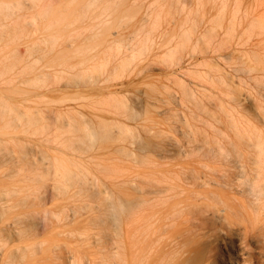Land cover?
<instances>
[{
    "label": "rangeland",
    "instance_id": "374dc122",
    "mask_svg": "<svg viewBox=\"0 0 264 264\" xmlns=\"http://www.w3.org/2000/svg\"><path fill=\"white\" fill-rule=\"evenodd\" d=\"M204 1L209 3L205 17L209 21L218 15L224 0ZM226 1L225 20L216 31V34L221 33L214 37L217 39L212 40L208 51L201 50L203 43L196 47L200 32L197 27L196 34L182 49L184 51L178 53L182 60L176 65L165 55L181 41L180 24L184 12L190 7L193 9L197 0H137L135 9L124 11L135 13L136 19L119 31L112 30L117 32L114 37L121 41L122 47L118 58H112L107 65L105 76L113 74L120 60L138 43L139 28V31H153L154 44L143 56L145 58L129 64L131 66L125 68L124 74L120 71L114 80H102L100 89L85 88L80 81L76 86L74 83L77 82L72 79L77 74L76 69L64 73L63 81L52 79L45 87L24 83L29 79L32 81L40 69L51 70L45 68L46 60L39 62L33 72L28 70L21 75L17 68L2 76L0 96H9L10 101L21 109L38 111L36 113L43 119L36 124L21 122L16 125L9 124L8 118L0 120V132L6 133L4 137L0 135L3 144L0 145V264H264V207L256 215L251 206L253 196L250 191L255 176L252 169L255 152L250 139L256 140V136L249 133L259 130L260 138L264 139V80L261 81L264 79V32L258 35L259 31H256L252 36L247 29L250 19L264 15V0L260 2L263 7L255 0H251V4L250 0ZM236 3H242L243 6L239 5L242 10L247 7L246 11H239V18L244 11L248 12L242 15L239 20L242 23L237 24L238 29L231 37L226 31ZM253 4L262 10L253 8ZM158 6L160 10L164 7L161 24L151 30V21L145 23V27L143 20H152ZM231 7L235 9L231 10ZM251 10L258 12L253 14ZM224 33L225 39L222 38ZM33 39L24 38L11 48H17L25 56L26 42L31 43ZM131 41L132 45L129 44ZM220 42L225 43L221 46ZM106 47L104 45L102 50ZM79 59L72 55L67 57L70 64L78 63ZM27 61L23 66L32 64L34 59ZM7 62L0 56V67ZM221 78L225 81H219ZM13 89L24 92L16 93ZM186 89L195 95L190 98ZM81 94L94 99L105 98L106 102L108 97L110 100L108 95L117 96L124 100L128 112L138 111L136 120L126 119L123 109L119 114L104 115L109 123L117 120L129 125L133 137L124 142H97L92 149L85 145L88 142H78L67 132L68 121L74 118L80 126L89 119L94 126L99 121L91 114V100H72ZM79 113L86 118L80 117ZM231 119L235 120L240 132L235 130ZM38 127L39 131L33 133ZM144 127L153 128V131L146 133ZM115 128H112L113 133L117 132ZM154 130L160 134L153 135ZM121 144L133 154L116 150ZM220 145L226 149L227 158L211 159ZM209 147L212 149L207 152L210 157L202 160L208 167L196 163V169H191L184 165L187 159L180 158L185 149L196 148L198 154H204ZM178 150L182 151L179 153ZM56 158L69 166L76 163L82 171H77L74 165L73 169L86 183L73 182L72 185L69 183L68 189H57L60 179L46 175V168ZM150 178L162 180V183L150 182ZM258 182L264 185V173ZM137 184L146 191L136 192ZM6 191L11 193L7 195ZM141 195L150 202L145 204L146 207L142 205L139 210L135 209L139 215L136 217L132 202ZM120 201H128L126 205L131 207L126 206L124 212L113 215L111 203L117 205L122 203Z\"/></svg>",
    "mask_w": 264,
    "mask_h": 264
},
{
    "label": "bare ground",
    "instance_id": "6f19581e",
    "mask_svg": "<svg viewBox=\"0 0 264 264\" xmlns=\"http://www.w3.org/2000/svg\"><path fill=\"white\" fill-rule=\"evenodd\" d=\"M190 1H193V0H190ZM210 1H212V0H210ZM219 1H221V0H219ZM225 1L226 0L222 1V3H221L222 6L219 10V13L216 12L218 15L213 17L212 19L210 18L209 21H208V19L206 21V18H205L207 13H208L206 10V7L209 5V3L207 4L208 1L197 0L196 6L194 5L195 7H193V9H192V7H190V10L187 9L188 11L182 10V11H185L184 12L185 15L183 16L182 22L180 24V27L182 29L181 41L178 44H176L175 47H173L172 49L169 48L170 50L168 49V52H166V55H165L166 59H168L171 62V64L175 63V65H176L177 62L181 63L180 60H182V57L178 53L180 52V50L184 51L182 49L185 48L189 44V42L191 40V36L194 33L196 34L197 27L200 28V32L198 31L197 42L195 41L197 43L196 47H197V45L201 46V43H203L202 49L199 48V50L200 49L201 50H204V49L207 50V48H210V45H212V43H211L212 40L215 39L214 37H218L217 34L219 32H217V34H216V31H218V27H220V29H221V26L223 25V22H224L223 20H225V14H226L225 13V6H226V2H227V1L226 2ZM230 1H231V3H234L232 0H230ZM255 1L259 4L261 2V0L260 1L255 0ZM130 2H132V4ZM154 2H155V0H154ZM228 2H229V0H228ZM235 2H236V0H235ZM249 2L248 3L251 4L252 1L250 0ZM135 3H137V0H0V45H1L0 46V56L3 60H8L6 65L0 67V81L2 80V76L5 73L14 71L17 68L20 69L21 75L25 74L28 70L35 71L37 69L36 68L37 64L39 62H41L42 60H46L45 68H50L51 70L46 71L44 69H40L39 72L36 73V75L34 76L32 81H30V79H29L28 81H24V83H30L33 85H38L40 87H42V86L45 87V86H48L49 84L52 83V81H51L52 79H53V81L57 80V79H61L64 73H67V71L73 72V70L76 69V70H78L77 74L75 76L74 75L72 76L73 77L72 79H74V82H77V83H74V84H76V86H78V83L80 81L81 84L83 85V87H85V88H88V89L99 88L100 89L102 80H104L105 82L110 81L113 78H116L117 73L120 74V71L121 72L123 71L122 74H124L125 68L127 70V68L131 66L129 64H131L136 59L138 60V58L146 56L150 52L151 48L153 47L152 46L154 44V39L152 38V32L153 31L152 32L151 31H143V30L139 31V29H140L139 28L138 32H140V35L138 36L139 39L137 38L138 43H136L133 46V48L130 49V53L128 54V56H126L125 58L120 60L121 61L120 64L115 69L113 68L114 69L113 74L110 73V75L105 76V70H106L107 65L109 64V62L112 61V58L115 59L116 56L118 58V55L120 54L121 47H122L121 41H119L117 37H114L115 35H118L117 32H113L112 30L118 29V31H119L123 27H125V26L127 27V24L129 22L134 21L133 19H136L134 17L135 13H132V12L131 13H125L128 9L130 10L131 8H134L133 6L135 5ZM238 3H236L237 5H235V4L233 5L234 7L236 6L237 8L235 11L232 12V15L230 16V19H229V25H227L228 26L227 31L225 30L226 34L229 36L233 32H236L235 30L238 29L237 24L239 22L242 23V21H239V20H241V18H243V16L246 15V13L248 12V11L245 12L247 7L244 6L243 10L245 9V11H244L245 14L244 13L241 14V18H239L238 15H240V14H238V13H239V11L243 12V10L239 8V5H241L242 3H240V4H238ZM248 3H247V5H249ZM160 4H162V1L160 2ZM165 4H167V3H165ZM177 4H179V3H177ZM206 4H207V6H206ZM213 5H215V3ZM220 5H218V6H220ZM260 5H261V7H263L262 6L263 4H260ZM241 6H243V5H241ZM214 7L216 8V6H214ZM255 7L253 4V8H255V9L259 8L260 6L256 5ZM148 8L149 7H147V9ZM159 8H160V6H158L156 8L157 9L155 12L156 14L152 20H149V19L143 20L142 19L143 23H144L143 26H145V23L149 24V22L151 21L150 27L152 25V29L151 28L150 29L156 30L158 24H161L162 13H163L164 7L162 8V10H160L161 8L160 9ZM180 8H183V7H180ZM226 8H227V6H226ZM229 8H230V6H229ZM233 8L231 7V10ZM255 9H253V10H255ZM261 10H262V8H261ZM249 11H250V9H249ZM263 11H264V9H263ZM255 12L257 13L258 11H255ZM255 12L252 11L253 14ZM253 14H252V16H253ZM164 16H166V15H164ZM257 16H255L256 18L250 19L251 21H249L250 22L249 26H248L249 28H247V29H249L248 30L249 35L253 36V32H256V31H259L258 35H260L261 33L264 32V17H263L264 15L258 16V17ZM246 19L247 18H245L244 20H246ZM246 22H247V20H246ZM207 23H210L209 24L210 26H207ZM76 24H77V26L74 27ZM247 24H248V22H247ZM159 28H161V25ZM165 32H166V30H165ZM222 35H223L222 38H224L225 33ZM233 35H234V33H233ZM166 36H167V34H166ZM262 36L264 37V34ZM32 37H34V39L31 41V43L26 42V45H25L26 51L24 54L25 56H22L18 52L17 48H15V47L11 48V45L16 43L17 41L24 40V38H32ZM159 37H160V35H159ZM172 37H175V36H172ZM231 37H234V36L231 35ZM248 37H250V36H248ZM226 38H229V37L226 36ZM128 39H129V37H128ZM131 39H132V37H131ZM170 39L173 42L172 38H170ZM173 39H175V38H173ZM227 40H230V39H227ZM124 41H126V40H124ZM124 41L122 43H124ZM132 41L134 42V40H132ZM135 41H136V39H135ZM220 41H222V40H220ZM131 42L129 44L132 45L133 42L132 43ZM167 42L169 43V41H167ZM225 42H220L219 45L222 46ZM104 45H107V47L104 50H102V47H104ZM224 46H226V45H224ZM263 46H264V44H263ZM124 51H125V49H124ZM126 52H127V50H126ZM1 53H3V54L1 55ZM180 54H182V53H180ZM70 55L80 57L79 62L74 63V64L68 63L67 57ZM165 56H164V58H165ZM29 58L34 59L32 64H29V65L27 64V65L23 66V63L25 64L26 62H28L27 60ZM143 58H145V57H143ZM154 58H158V57H154ZM96 59H98V61H94ZM158 59H160V58H158ZM141 61H143V60H141ZM164 61H166V60H164ZM207 63H209V62H207ZM204 64H206V63H204ZM148 65H150V63ZM209 67H210V65H209ZM211 67H213V66H211ZM211 70L212 69H210V71ZM114 71H115V74H114ZM189 71H190V69L188 70V72ZM262 72H264V69ZM196 74H198V72ZM207 74H206V77H207ZM112 75L114 77H112ZM203 76H204V74H203ZM196 77H198V76H196ZM257 77H261V76H257ZM176 79H178V78H176ZM202 79H203V77H202ZM263 80L264 79H262L261 81H263ZM50 81H51V83H50ZM69 81L70 80H68V82L66 81L67 84L69 83ZM179 81L182 82L181 80H179ZM219 81H225V80H222V78H221V79H219ZM9 82H11V81H8L7 83H9ZM225 83L226 82H223V84H225ZM224 87H225V85H224ZM166 89H167V87H166ZM186 90L188 91L189 89H186ZM186 90L184 91L186 97L189 95L191 98V96L195 95V94L191 93L192 92L191 90L188 91V95H187ZM22 91L23 90H21V89H19V90L13 89V92H16V93H21ZM171 94H172V92H171ZM108 96H110V100L108 99L109 98L108 97L107 102H106L105 98H102L104 100L103 101L102 99H98V98L94 99V98H92L88 95H84V94L72 97V100H75L76 102L77 101L80 102V101H84V100H91L92 105H93V106H91L93 109L91 114L93 115V117H96L99 120L97 122L98 123L97 126H94L90 119L88 122H84L83 125H81V126L78 124V122L74 118H72V120L68 121L67 124L65 123L67 125V128L69 127L67 132L72 133V136H74L75 139H77V141L80 143L85 144L86 142H88L85 145H88V147L91 149L94 148V146H96L97 142H107V141H109V142H124L127 140L128 137H133V135H134L133 129L128 127L129 125H127L124 122L117 121V120L109 123L107 121V118H104V115L109 114V113H118V112H120V109L121 110L123 109L124 116L127 117L126 119L136 120L139 116L138 111H134L132 109L134 112L133 111L128 112V109L126 108L127 105H126V107L124 105V102H123L124 100L118 98L117 96H113V95H112V97H111V95H108ZM187 98L189 99V97H187ZM80 99H82V100H80ZM60 102L63 103V100L61 99ZM84 102H87V101H84ZM222 106H221V108H222ZM77 107L81 108L82 106L77 105ZM71 108H73V107H71ZM82 109H83V107H82ZM88 110H91V109L89 108ZM125 110H126V112H125ZM36 112H38V111L30 112V111L21 109L20 106H17L16 104L12 103L10 101V97L6 96L5 94L0 96V120L8 118L9 119L8 123L13 124V125L19 124L21 122H25L26 124H28V123L29 124H36V123H39V121L41 119H43V117L39 116V114ZM76 113L78 114V111ZM79 114L81 115L80 117H82L83 114H81V113H79ZM113 115H115V114H113ZM83 116H84V118H86L85 115H83ZM118 116L119 115H117V117ZM57 117H59V115ZM77 117H79V116H77ZM230 118H232V117L230 116ZM60 120L62 121V119H60ZM231 120L233 121V123H235L234 124L235 130L237 129V131H239V126L237 125L236 122H234L235 120L234 119H231ZM82 121H83V119H82ZM63 123H64V121H63ZM9 124H8V126H9ZM187 124H188V122H187ZM112 125H113V127H112ZM115 127H117V128H115ZM112 128H115V130L117 129V132L113 133ZM143 130H144V132L149 133V132L153 131V128L144 127ZM23 131L25 132V130H23ZM38 131H39V127L33 133H37ZM249 133L250 134L252 133L256 136V140L250 139L252 148L255 152V155L252 158V161L254 164V167L252 169L255 173V176H254L253 181L251 182L252 187H251L250 191H251L252 196H253L251 206L257 215L261 211V209L264 207V200H263L264 199V185H260L258 182V180L260 179V176L263 175V173H264V139L260 138V137H262V134L259 130H256V132L252 131ZM152 134L158 135V134H160V132L154 130V132H152ZM240 134H242V133H240ZM0 135H2L4 137L6 135V133L0 132ZM74 137H73V139H74ZM171 143H173V142H171ZM177 143L178 142L176 141V144ZM0 145L3 146L2 143H0ZM178 145L180 146V144H178ZM72 146H70V147L72 148ZM169 146H171V145H169ZM161 147H160L161 150H162V148L164 149V147H162V148ZM175 147H177V146L175 145ZM217 147H218L217 152H216L217 154L212 155L211 159L215 158L217 156H219L221 158H227V153L225 152L226 149H224V147L221 145L217 146ZM201 148H204V146ZM117 149L126 153V154H133L132 150L128 149L123 144L118 145V148H116V150ZM189 149H185L184 152H182L180 154L181 155L180 158L184 157L185 159H187V163H185L184 165H186V166L188 165L189 168H191V169H196V163H199V164L201 163L202 166L208 167V165H207L208 163H204L202 160L206 157H210L211 154L207 153L209 151L211 152L212 149L210 147H209V149L206 150V153H204V154H198L199 151H197L196 148H193L192 150H189ZM86 150H87V148H86ZM167 150H166V152H167ZM181 151L178 150L179 153ZM176 154H177V152H176ZM73 165L77 169V171H78V169L80 171H82L81 168L76 163H73ZM73 165L69 166L64 160L56 158L55 162L52 165L49 164V166L46 168V170H47L46 175L47 176H51L54 178L58 177L60 179V181L58 180L60 185H57V189H68L69 183H70V185H72V184H74L73 182H85L86 183V180H83L80 177V175L78 173H76V171L74 170L75 168L73 169ZM183 167H185V166H183ZM41 179L45 180L44 176H41ZM178 179H179V177H178ZM149 181L162 183V180H157L154 178H150ZM75 184L77 185V183H75ZM135 187L137 189L136 192H139L141 194L144 193V190L146 191V189H144L139 184H137ZM175 189H176V187H175ZM174 191H176V190H174ZM250 191H248V192H250ZM5 193L7 195H9L11 192L6 191ZM97 193H98V191H97ZM160 194H162V191ZM165 194H167V193H165ZM162 196H164V194ZM108 199H110V198H108ZM163 199H165V198H163ZM148 201L149 200L147 197L141 195V196L136 197L135 201L132 202L134 204L133 206H135V208H133V206L131 207L128 204L126 205V203L128 201L126 203H125V201H124V203H123V201H120L122 203L121 204L118 203L119 206H118V204L112 205L113 202L112 203L109 202V203H111V206L113 209L112 210L113 215H119L120 213L124 212L128 206H130L133 210V214L136 217H139L137 210H139L142 207V205L145 206L146 203L150 202V201L149 202ZM156 205L157 204L155 203L154 206H156ZM107 206H109V205H107ZM150 207H148V208H150ZM247 207H248V205H247ZM135 209H137V210H135ZM134 211H136V212L134 213ZM221 212H223V211H221ZM138 219H136V220H138ZM141 221H143V219ZM144 221H146V220H144ZM139 228H138V230H139ZM134 237H136V236H134ZM134 247H136V246H134ZM137 250H139V249H137ZM206 263H207V261H206Z\"/></svg>",
    "mask_w": 264,
    "mask_h": 264
}]
</instances>
